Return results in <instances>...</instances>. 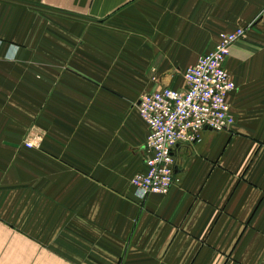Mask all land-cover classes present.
Wrapping results in <instances>:
<instances>
[{
    "label": "crops",
    "instance_id": "obj_1",
    "mask_svg": "<svg viewBox=\"0 0 264 264\" xmlns=\"http://www.w3.org/2000/svg\"><path fill=\"white\" fill-rule=\"evenodd\" d=\"M263 17L264 0H0V264H264ZM236 29L225 130L139 200L140 97L183 90Z\"/></svg>",
    "mask_w": 264,
    "mask_h": 264
},
{
    "label": "built area",
    "instance_id": "obj_2",
    "mask_svg": "<svg viewBox=\"0 0 264 264\" xmlns=\"http://www.w3.org/2000/svg\"><path fill=\"white\" fill-rule=\"evenodd\" d=\"M244 36L243 29L221 32L214 49L184 71L183 90L166 87L140 97L136 108L148 127L145 169L130 180L133 194L139 200L169 193L176 182L174 153L179 146L201 142L206 131L225 130L229 119L227 99L236 85L224 63L231 46ZM40 142V138H34L23 145L38 148Z\"/></svg>",
    "mask_w": 264,
    "mask_h": 264
},
{
    "label": "rangeland",
    "instance_id": "obj_3",
    "mask_svg": "<svg viewBox=\"0 0 264 264\" xmlns=\"http://www.w3.org/2000/svg\"><path fill=\"white\" fill-rule=\"evenodd\" d=\"M243 39V38H242ZM241 39V40H242ZM226 61V60H225ZM224 67H225V63H224ZM225 69H226V67H225ZM34 138H40V136H38V135H36L34 132H30L28 135H27V138L24 140V142L25 141H29V140H32V139H34ZM40 140H41V138H40ZM23 142V143H24ZM41 143V142H40ZM30 149H33V148H30Z\"/></svg>",
    "mask_w": 264,
    "mask_h": 264
},
{
    "label": "clouds",
    "instance_id": "obj_4",
    "mask_svg": "<svg viewBox=\"0 0 264 264\" xmlns=\"http://www.w3.org/2000/svg\"><path fill=\"white\" fill-rule=\"evenodd\" d=\"M137 195H142V193H138Z\"/></svg>",
    "mask_w": 264,
    "mask_h": 264
},
{
    "label": "water",
    "instance_id": "obj_5",
    "mask_svg": "<svg viewBox=\"0 0 264 264\" xmlns=\"http://www.w3.org/2000/svg\"><path fill=\"white\" fill-rule=\"evenodd\" d=\"M262 20H263V24H264V17L262 18Z\"/></svg>",
    "mask_w": 264,
    "mask_h": 264
}]
</instances>
